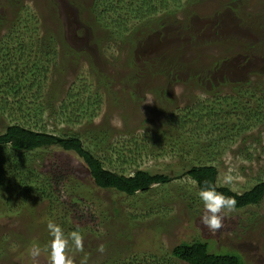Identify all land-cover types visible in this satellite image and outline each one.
I'll return each mask as SVG.
<instances>
[{"label":"rangeland","instance_id":"374dc122","mask_svg":"<svg viewBox=\"0 0 264 264\" xmlns=\"http://www.w3.org/2000/svg\"><path fill=\"white\" fill-rule=\"evenodd\" d=\"M129 1L111 2L129 16L123 28L111 24L107 18L113 16L105 15L103 6L95 9L94 0H0V59L9 54V70L27 75L21 94L25 103L43 94L38 102L58 107L84 92L80 103L79 98L69 102L76 109L73 115L65 112L62 121L45 108L29 126L44 127L59 139L78 134L84 145L85 136L105 129L112 137L98 148L102 161L109 156L104 152L108 145L127 156L130 146L122 148L123 143L134 136L151 140L157 130L158 139L166 137L155 154L135 157V166L127 169L170 177L165 184L125 195L96 187L74 151L57 145L20 154L8 150L10 159L19 156L33 171L24 172L26 180L37 184L45 178L42 173L51 176V166L65 176L50 200L18 190L12 196L2 184L0 264H48L47 223L59 225L66 235L74 231L63 199L91 213L77 226L82 248L70 242L65 249L73 264H186L171 250L194 241L206 242L211 253L236 254L243 264H264V196L257 205L222 209V227L210 231L200 223L199 190L186 174L190 165L207 161L198 142L210 147L206 150L213 156L206 163L216 166L217 185L241 193L264 180V0H179L178 7L169 1L171 11L147 19H134L127 11ZM98 13L104 15L101 20L95 19ZM224 97H234L239 108L222 103ZM204 100L215 103L220 119H226L224 128L235 130L232 141L216 146L218 132L206 139V131L166 122L169 113ZM257 108L263 120L255 117ZM17 111L0 115V133L10 118L23 115ZM172 147L185 156H174ZM163 149H168L166 156H160ZM225 176L231 181L225 182ZM34 246L41 249L35 257Z\"/></svg>","mask_w":264,"mask_h":264},{"label":"trees","instance_id":"16d2710c","mask_svg":"<svg viewBox=\"0 0 264 264\" xmlns=\"http://www.w3.org/2000/svg\"><path fill=\"white\" fill-rule=\"evenodd\" d=\"M135 1L136 2H132V0L129 1V5L127 6V11L131 12L134 19H147L161 11H171L170 8L172 7L170 6L172 4H169V1L174 3L173 7H178L179 5V0ZM111 2L112 0H94V6L95 9L96 7L103 6L104 9L102 11L105 15L112 14L113 17L107 18L110 19L109 21L112 25L116 24L118 27L126 28L125 22L129 17L128 14H120L119 11H122L123 9H117V7H114ZM137 2L139 5H136ZM117 4H120V2ZM103 17L104 15L98 13L95 19L101 20ZM114 17L116 18L114 19ZM8 58L9 54H3L0 59V115L7 117V114H9V116H12L13 114L17 115V110L23 112V115L18 113L19 117L10 118L9 123H7L3 129L4 131L0 133V156L3 155V157H0V187L3 183L6 184V189H8L9 195L14 196L13 192L18 190L19 193L22 194L36 195L39 199L50 200L54 198V195L58 192L57 188L62 184V179L65 176H62V170L54 169V166H51L50 168L53 169L51 176L42 173L45 178L36 184L32 179H25V171L29 173L33 172L31 168L28 167L29 165L25 166V161L19 159V156L10 159L6 154L8 150L19 152L20 154L33 152L36 149L46 148L50 145H57L64 151H74L79 157H81L88 168L89 177L96 187L100 189H114L121 194L133 195L139 191H145L155 184H165L170 180V177L164 173L150 172L146 169L138 168H135L132 172H128L129 169H127L135 166L137 161V158L135 157L141 154H155L154 151L156 146H159L160 142L166 137V135L162 136V138L160 136L158 139L157 134L159 132L157 130L151 140L146 141V136L141 139L134 136L128 139L126 143H123L126 146H121L122 148L130 146V151L127 156L120 155L117 148L112 149V144L108 145L104 149V152H109V156L106 161H102L101 157L96 154L98 148L105 146V144L108 143L107 138L112 137V134H106L105 129L102 131H94L90 137L85 136L84 145L81 142L82 138H80L78 134L63 136L59 139L54 134L47 133L44 127L40 129L36 128V126L30 127L29 124H31L30 122L33 118L38 119L37 117L42 114V110H45V108L50 109L56 116L58 115V118L56 117V119H61L62 121L65 112L72 113L71 115H73V112H75L76 109L71 110L70 106H73V104L69 102L73 98H79L80 103L82 100L81 96L84 92L74 96L71 95L69 101L67 100L64 103L60 102L58 107L53 105V103H47L45 100H43V104L38 102L43 94H40L39 96L32 95L30 97L32 98V101L25 103L27 97L26 95L21 94L23 82L27 81V75L20 71L17 72L18 69L10 71V64L9 61H7ZM33 70H35V68ZM33 70L31 72H33ZM18 80L21 82L18 83ZM33 85H31V88ZM31 88H29L26 93H29ZM89 100L90 98L87 97L86 102H89ZM222 100V103L225 104H228L231 101V109L239 108H237V100L234 97H224ZM205 102L206 101L204 100L201 104H198L197 106L194 105L193 107L187 106L176 115L171 112L165 117V120L168 124H178L182 129H188L191 127L196 130V132L206 131L205 137H203L206 139H209L213 133L218 132V134H215V137H213V142L216 143V146H219L221 143L232 141L234 139L235 130L223 127L226 126V119H220L219 113H216L218 108L213 107L215 103L209 105L206 104L209 103L208 101ZM56 108L57 110L55 111ZM258 110L259 108L255 110L254 115H257L255 117L259 120H263L260 117L261 115H258ZM230 114L231 112L227 111L226 117H229ZM19 119L21 122H18ZM22 120L24 121L22 122ZM39 121L40 120H38L36 124ZM67 122H69V119H67ZM225 136L226 139L224 138ZM195 144L199 146L201 153H204L205 159L210 161V158L212 159L213 155L206 150L210 148L209 145H199L198 142ZM216 146L214 144V147ZM167 151L168 149L166 151L163 149L160 156H166ZM112 152L113 154L116 153V162L120 165L117 164L118 166H116V162L112 160ZM171 152L175 153L174 156L179 155L178 157L181 158L182 156H185L186 153L184 150H179L175 147L171 148ZM196 154L198 155L197 152ZM121 157L123 158L121 159ZM207 161L202 160V164H200L201 162L197 165L192 164L186 171V174L194 181L199 191L205 187H214L217 192L235 200L236 203L233 209H241L249 205H257L260 203L264 196V180H258L249 189L237 193L227 186H220L215 183L217 176L216 166L210 164V162L206 163ZM55 170H58L59 172ZM10 177L13 178L14 181L8 183ZM22 198L26 199V197ZM6 200L9 201L11 198L7 197ZM57 201L58 200L54 202L56 203ZM62 202L65 206L67 205L64 207L66 209L65 218L69 222L75 224L74 230H79L80 228H77V226L81 224L83 219H88V217H90V211L81 207V203L66 202L65 199H63ZM171 256L186 264H243L240 257L236 254H215L209 252L208 244L202 241H194L191 243L182 242L172 248ZM158 264L164 263L159 262Z\"/></svg>","mask_w":264,"mask_h":264},{"label":"clouds","instance_id":"9594fccd","mask_svg":"<svg viewBox=\"0 0 264 264\" xmlns=\"http://www.w3.org/2000/svg\"><path fill=\"white\" fill-rule=\"evenodd\" d=\"M144 131V130H143ZM231 176H225V182H230ZM198 198L202 203V213L200 215V223L210 231L218 230L222 227V209L231 210L235 206V200L226 197L222 193L215 190L214 187H205L198 192ZM51 239L47 243L48 264H73L71 257L66 255L65 249L71 246L76 250L82 248V237L78 230L72 231L66 235L63 229L49 221L46 225ZM99 251H103L101 246ZM41 249L34 246L31 250L32 256H38Z\"/></svg>","mask_w":264,"mask_h":264}]
</instances>
